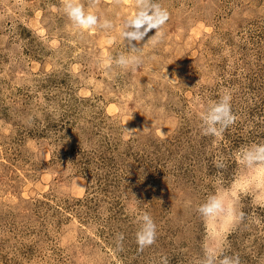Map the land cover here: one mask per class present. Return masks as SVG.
<instances>
[{
	"label": "rangeland",
	"instance_id": "374dc122",
	"mask_svg": "<svg viewBox=\"0 0 264 264\" xmlns=\"http://www.w3.org/2000/svg\"><path fill=\"white\" fill-rule=\"evenodd\" d=\"M0 264H264V0H0Z\"/></svg>",
	"mask_w": 264,
	"mask_h": 264
},
{
	"label": "clouds",
	"instance_id": "9594fccd",
	"mask_svg": "<svg viewBox=\"0 0 264 264\" xmlns=\"http://www.w3.org/2000/svg\"><path fill=\"white\" fill-rule=\"evenodd\" d=\"M161 14L164 17V20H167V12L166 10H161ZM74 18L81 24L85 25V26H91L94 25L96 23V18L94 16H88L86 19L83 18L80 15H76L74 16ZM139 63V59L138 57L135 56H121L118 60H117V64L121 67L124 68H128L131 67L135 64ZM227 97L224 98V101L222 102L223 106L226 108L227 107ZM126 130V129H125ZM127 131V130H126ZM220 207V201L219 200H213L212 204L210 205H205L202 206L200 208V211L202 213H209L213 210V208H219ZM119 240H123V236L121 235L119 237ZM137 243L139 245L140 250H143V248L147 245V244H151L152 240H145L144 239V235L143 233L138 234L137 236Z\"/></svg>",
	"mask_w": 264,
	"mask_h": 264
}]
</instances>
